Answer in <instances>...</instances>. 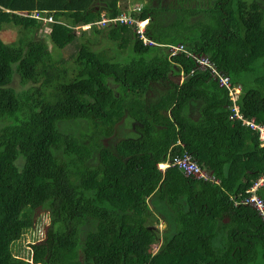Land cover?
Instances as JSON below:
<instances>
[{
	"label": "trees",
	"instance_id": "obj_1",
	"mask_svg": "<svg viewBox=\"0 0 264 264\" xmlns=\"http://www.w3.org/2000/svg\"><path fill=\"white\" fill-rule=\"evenodd\" d=\"M177 1L140 4L145 41L121 22L75 29L120 14L119 0H0V264H264V222L235 203L264 172V148L229 118L218 78L264 123V4ZM11 25L13 44L1 33ZM181 43L216 72L172 55ZM123 122L132 129L109 143ZM186 153L219 183L186 175L175 163ZM38 210L50 219L42 236Z\"/></svg>",
	"mask_w": 264,
	"mask_h": 264
},
{
	"label": "built area",
	"instance_id": "obj_2",
	"mask_svg": "<svg viewBox=\"0 0 264 264\" xmlns=\"http://www.w3.org/2000/svg\"><path fill=\"white\" fill-rule=\"evenodd\" d=\"M141 9V5L137 3L134 8H129L128 10L123 9V11L116 15L115 17H109L105 13L102 14V17L100 20H97L95 22L82 25V28H88L92 24H99L104 26L105 24L109 23H125V24H131L137 26V31L141 34L143 39L147 41V37L145 36V30L146 25L148 22V19L145 20H139L135 14L137 11ZM38 17H41V15H38ZM44 19V22L48 24V22L54 21V19L50 16L48 17H42ZM80 27V26H78ZM168 50L171 52V54H177L179 52H186L187 55L195 56L196 62L198 67L204 68V66H210L212 67V63L210 62V59L205 55L196 56L192 52L188 51V49L185 47L183 43L177 44V45H168ZM213 72H216V70L212 67ZM219 84L224 85L227 87L230 93V98L233 101V108L235 110V114L233 113L232 117H239L240 120H242L245 125L249 126L252 130L257 132L258 139H259V145L260 147L264 148V123L257 122L253 118H246L243 113L240 112L239 105L237 104V100L240 97L241 88L239 86H232L230 76L224 73H220L219 75ZM176 164H178L181 169L185 172L186 175L193 176L195 178H201L203 177L206 180H211L213 182L219 183V179L216 178L212 172H209L205 169H203L196 159L189 153H186L182 158H179L175 161ZM167 164V165H166ZM161 165H166L164 167L169 166V163H161ZM164 170V169H162ZM264 186V172L259 175L252 183V185L246 190L245 195H240V199L236 200V204H245L248 206L253 207L261 219L264 222V198L258 193V189L260 187Z\"/></svg>",
	"mask_w": 264,
	"mask_h": 264
},
{
	"label": "rangeland",
	"instance_id": "obj_3",
	"mask_svg": "<svg viewBox=\"0 0 264 264\" xmlns=\"http://www.w3.org/2000/svg\"><path fill=\"white\" fill-rule=\"evenodd\" d=\"M120 1V4L121 6L123 7V9L125 10H128L129 8H134L136 4H134L135 2L139 1L140 3L139 4H143L146 0H119ZM162 1H167L168 3H172V4H178V1L177 0H162ZM197 0H191L190 3L186 2V5L187 6H190V5H194L196 3ZM263 4H264V0H260ZM194 2V4H193ZM103 5V3H101L100 5L98 6H101ZM105 11L102 10V14L104 13ZM195 19V18H194ZM52 22V21H51ZM148 23V22H147ZM108 24V23H107ZM105 24V25H107ZM146 27V26H145ZM44 30H41V31H38L36 33V37H38L39 35H41V37L45 38L47 40V37H48V34H49V27H43ZM17 32H18V27L17 26H7L5 29H3L1 31L2 35H3V38H4V41L6 43H9V44H13L15 43V40H16V37H17ZM78 32V31H77ZM48 41H49V45H50V50H51V53L52 55H58L60 53V49L58 47H56L52 42H50L49 38H48ZM117 45V44H116ZM109 46H114L113 42H111L110 40H107V41H100L99 44L97 45V47H95L96 49H103V48H109ZM118 47V46H117ZM117 47H113L112 51L113 52H116L115 50L117 49ZM123 50V49H122ZM121 48L117 51L118 54H120V52L122 51ZM120 56V55H119ZM59 57V56H58ZM174 81H179L180 80V77L178 76H173L172 77ZM220 83V82H219ZM12 85L16 88H22V84H21V80H20V76L15 74L14 77H13V80H12ZM160 91L157 92V94L159 92L162 91V89L160 88L159 89ZM199 104V102H197V105ZM195 111H192V113H194ZM194 115H196V113H194ZM132 129V126L129 125L128 123L126 122H123L122 124H120V126L118 127L117 129V133L116 135L113 137V138H110L108 140L109 143H113L116 139H119L120 137H123V135H126L128 134V131ZM126 133V134H125ZM167 165V164H166ZM164 165V166H166ZM170 165V163H169ZM159 168L162 170V169H165L166 167H164L163 165L161 164H158ZM150 208L151 210L155 211V205L154 204H151L150 203ZM37 219H36V225H35V232H36V235L37 236H42L43 235V232L44 230L46 229V227L49 225V214L46 212V211H41V210H38L37 211ZM158 218H159V221L156 223L160 229V231H162V229H164L165 227H167V223L164 219V217L162 215H157ZM33 241V238H31L30 234L27 233L26 236L24 238H21L20 239V243H23L26 247L29 245L30 242ZM27 255L25 253H23L22 257H26Z\"/></svg>",
	"mask_w": 264,
	"mask_h": 264
},
{
	"label": "clouds",
	"instance_id": "obj_4",
	"mask_svg": "<svg viewBox=\"0 0 264 264\" xmlns=\"http://www.w3.org/2000/svg\"><path fill=\"white\" fill-rule=\"evenodd\" d=\"M102 16V15H101ZM95 22V21H94ZM92 23V22H91ZM87 24H89V23H87ZM82 25H85V24H81V25H77V26H75V29L77 30V31H79L80 29H87V28H82L81 26ZM78 26H80V27H78ZM89 28V27H88ZM236 86H239L240 88H241V86L240 85H236ZM242 89V88H241ZM240 98V97H239ZM231 99V98H230ZM232 101V100H231ZM232 103H233V101H232ZM237 104L239 105V108H240V112L241 113H243V115H245V113L242 111V108H241V105L238 103V100H237ZM231 110H232V113H230L229 114V118H231V119H238L243 125H245V123L242 121V120H240L239 119V117H232L233 116V113L235 114V110H234V108L232 107L231 108ZM245 117L246 118H249V117H247L246 115H245ZM245 126H247V125H245ZM247 127H249V126H247ZM250 128V127H249ZM251 129V128H250ZM254 131V130H253Z\"/></svg>",
	"mask_w": 264,
	"mask_h": 264
}]
</instances>
